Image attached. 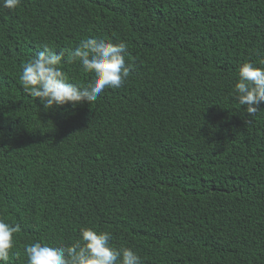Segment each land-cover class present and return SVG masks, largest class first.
I'll list each match as a JSON object with an SVG mask.
<instances>
[{"label": "trees", "instance_id": "1", "mask_svg": "<svg viewBox=\"0 0 264 264\" xmlns=\"http://www.w3.org/2000/svg\"><path fill=\"white\" fill-rule=\"evenodd\" d=\"M95 37L134 65L94 102L45 111L20 81L43 45ZM264 67V0H21L0 7V219L34 242L109 231L142 264H264V103L234 98ZM69 82L93 80L63 64Z\"/></svg>", "mask_w": 264, "mask_h": 264}, {"label": "clouds", "instance_id": "2", "mask_svg": "<svg viewBox=\"0 0 264 264\" xmlns=\"http://www.w3.org/2000/svg\"><path fill=\"white\" fill-rule=\"evenodd\" d=\"M21 0H0V7L15 11ZM128 45L90 37L70 49L54 51L48 45L24 62L20 81L24 91L32 98H39L45 111L69 105L75 108L85 102L94 103L105 89L121 88L134 65L126 61ZM78 63L93 80L86 86L69 82L63 64ZM234 98L245 111L253 116L264 103V67L244 62L238 70L234 85ZM21 231L19 224L0 219V264H7L15 247V235ZM79 239L71 245L53 246L34 242L27 245V264H142L141 257L129 247H116L111 243L109 231L81 227Z\"/></svg>", "mask_w": 264, "mask_h": 264}]
</instances>
